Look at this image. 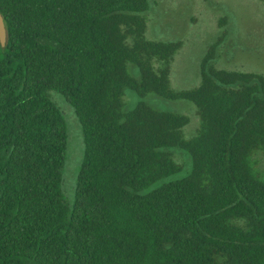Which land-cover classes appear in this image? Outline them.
<instances>
[{"label": "trees", "instance_id": "1", "mask_svg": "<svg viewBox=\"0 0 264 264\" xmlns=\"http://www.w3.org/2000/svg\"><path fill=\"white\" fill-rule=\"evenodd\" d=\"M148 0H0V264H264V76L218 69L226 32L200 84L176 91L182 42L147 38ZM137 69V77L130 67ZM196 107L189 118L126 91ZM84 154L65 195L68 124ZM191 160L182 172L173 149Z\"/></svg>", "mask_w": 264, "mask_h": 264}, {"label": "rangeland", "instance_id": "2", "mask_svg": "<svg viewBox=\"0 0 264 264\" xmlns=\"http://www.w3.org/2000/svg\"><path fill=\"white\" fill-rule=\"evenodd\" d=\"M146 36L151 41L182 42V48L171 64V83L176 91L197 87L201 82V65L210 47L226 32L217 49L214 65L218 69L255 73L264 76V0H148ZM137 77V69L130 67ZM49 96L61 108L68 124V152L65 166V195L72 203L77 175L83 160L84 142L81 125L74 109L58 92ZM139 102L155 109L186 115V138L194 137L200 128L196 107L185 100H167L155 94L140 98L127 90L125 111ZM182 172L164 182L186 176L191 160L183 150H172ZM253 161L264 175V155L258 152Z\"/></svg>", "mask_w": 264, "mask_h": 264}, {"label": "water", "instance_id": "3", "mask_svg": "<svg viewBox=\"0 0 264 264\" xmlns=\"http://www.w3.org/2000/svg\"><path fill=\"white\" fill-rule=\"evenodd\" d=\"M0 43L2 47H5L7 44V30L1 13H0Z\"/></svg>", "mask_w": 264, "mask_h": 264}]
</instances>
